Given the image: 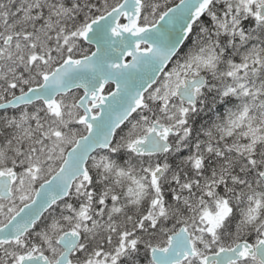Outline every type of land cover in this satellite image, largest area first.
<instances>
[{"label": "snow or ice", "instance_id": "6c2138e0", "mask_svg": "<svg viewBox=\"0 0 264 264\" xmlns=\"http://www.w3.org/2000/svg\"><path fill=\"white\" fill-rule=\"evenodd\" d=\"M0 264H264V0H0Z\"/></svg>", "mask_w": 264, "mask_h": 264}]
</instances>
